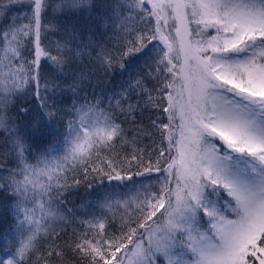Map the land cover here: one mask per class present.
Masks as SVG:
<instances>
[{
    "label": "snow or ice",
    "instance_id": "snow-or-ice-1",
    "mask_svg": "<svg viewBox=\"0 0 264 264\" xmlns=\"http://www.w3.org/2000/svg\"><path fill=\"white\" fill-rule=\"evenodd\" d=\"M0 264H264V0H0Z\"/></svg>",
    "mask_w": 264,
    "mask_h": 264
},
{
    "label": "trees",
    "instance_id": "trees-1",
    "mask_svg": "<svg viewBox=\"0 0 264 264\" xmlns=\"http://www.w3.org/2000/svg\"><path fill=\"white\" fill-rule=\"evenodd\" d=\"M115 81H105V87H108L111 89L113 87V84H115ZM99 91V89H97ZM79 178V177H78ZM91 196H88L84 190L83 184L77 189L71 190L68 195L66 196V199L68 201H71V203L68 204L69 207H78L80 204L84 203L86 199H91Z\"/></svg>",
    "mask_w": 264,
    "mask_h": 264
}]
</instances>
